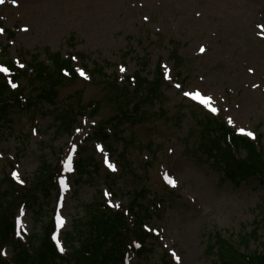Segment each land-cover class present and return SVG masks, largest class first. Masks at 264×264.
Returning a JSON list of instances; mask_svg holds the SVG:
<instances>
[{
	"label": "rangeland",
	"instance_id": "rangeland-1",
	"mask_svg": "<svg viewBox=\"0 0 264 264\" xmlns=\"http://www.w3.org/2000/svg\"><path fill=\"white\" fill-rule=\"evenodd\" d=\"M258 26H264V0H4L0 46L7 49L1 60L28 61L27 53L45 60L48 52L81 61L75 62L76 78L56 86L53 102L40 101L38 85L28 79L13 88L0 72L5 104L0 192L7 188L1 184L5 176L27 187L7 200L13 199L16 216L20 200L27 198L17 216L23 224L16 227L19 239L40 232L59 211L65 223L56 226V236L64 248L75 222L89 216L85 206L94 204L101 214L135 200L154 237L147 241L151 252L127 264H159L163 258L171 264H214L215 257L205 252L217 231L235 239L239 232L260 229L250 247L261 244L264 183L249 179L233 185L224 179L209 155L211 137L205 132L218 118L237 131L264 136V27ZM159 63L162 84L141 96L135 79L153 83ZM82 66L89 73L98 66L102 74L89 76ZM16 89L28 100L25 107L12 106ZM194 91L210 96L217 112L183 95ZM100 130L108 135L103 144L96 137ZM72 144L73 167H87L84 177L63 167ZM43 164L67 188L35 180ZM9 254L8 248L1 251L0 264H9Z\"/></svg>",
	"mask_w": 264,
	"mask_h": 264
},
{
	"label": "trees",
	"instance_id": "trees-1",
	"mask_svg": "<svg viewBox=\"0 0 264 264\" xmlns=\"http://www.w3.org/2000/svg\"><path fill=\"white\" fill-rule=\"evenodd\" d=\"M8 66H11L10 61ZM27 71L29 73L25 71L19 75L29 77L30 84L38 85L40 101L53 102L56 97V86L66 78L63 71L68 72L70 79L75 78L71 61L61 58L59 54L48 55L46 63L39 61L36 56L31 57ZM101 74L100 69H95L92 72L94 76ZM17 78L15 79L17 80ZM137 87L138 90L141 89V82ZM16 99L14 98V101ZM4 105L3 101H0V113L3 112ZM13 106L18 107V103L13 104ZM2 117L3 115H0V120ZM64 127L66 128L65 125ZM67 127H69L66 129L70 134L72 124L67 123ZM210 132L222 135L220 139L214 142V145H211L212 147L208 152L224 178L233 185H239L251 178H257L264 182V151L262 147L258 148L254 143L235 136L221 122L213 121ZM100 136L104 139L107 137L102 132ZM238 154H242L243 157L238 158ZM49 172L51 173L48 166L40 165L35 180L46 179V181H50L51 176L47 175ZM80 173H86L84 168L80 170ZM45 182L42 181L41 184ZM1 184H6L7 188L5 192H0V246L5 243L14 244L13 240L10 239L13 226L8 220L13 199L11 204L7 200L11 195L14 197L13 194H18L16 187L7 178L2 180ZM41 184L39 185L41 186ZM133 206L134 203L131 204L130 211H132ZM94 210V204L85 206V216H89L82 224L77 222L73 236L72 234L66 235L68 244L76 241L77 246L76 248L71 247L65 258L60 257L55 251L49 240L48 228L44 226L42 232L32 238L30 247L33 253L28 254L21 246H18V251L12 250L14 264H123V259L127 254L132 252H138V255L145 253L146 250L143 245L148 238L147 234L140 231H130L126 218L119 212L98 214V209ZM92 212L94 213L92 214ZM136 218L139 219L138 216ZM35 239L38 241L37 245H34ZM237 239V242H232L220 234H215L211 237L206 254L215 257L216 262L214 264H264V243L259 249L253 251L249 249V243L252 240H257L256 231L251 234H242ZM134 240L142 245L139 251L133 247ZM160 264H168V262L162 260Z\"/></svg>",
	"mask_w": 264,
	"mask_h": 264
},
{
	"label": "snow or ice",
	"instance_id": "snow-or-ice-1",
	"mask_svg": "<svg viewBox=\"0 0 264 264\" xmlns=\"http://www.w3.org/2000/svg\"><path fill=\"white\" fill-rule=\"evenodd\" d=\"M12 2L15 3V0H12ZM3 3H4V0H0V4H3ZM145 19H147V18H145ZM258 27H264V26H258ZM200 51L203 52V51H204V48L201 47ZM21 67H23V65H21ZM8 71H9L8 68L3 67V66H0V72H2V73H8ZM80 75H81V76H84L85 78H87V77L85 76V73H84L82 70L80 71ZM10 83H11V82H10ZM11 86H12L13 88L17 87V85L14 84V83H13ZM175 87H176L177 89H179V88H181V85H180V84H176ZM183 95L186 96V97H190L192 100H196V101H198L200 104H202V105L205 106L206 108H209V110H210L211 112H213V113H216V112H217V109H216L215 107H211V104H212V98H211L210 96L203 95V94H201L200 91L184 92ZM228 123H229V124H232V123H233V121L231 120V118H229ZM77 131H80V130L77 129ZM238 131H239L240 133L244 134V135L249 136V137H254V134H253L251 131H246L244 128H239ZM97 148L100 149V146L97 145ZM75 150H76V145H75V144H72V145H71V148H70V151H69V153H68L66 159L63 161V167H64V169H65L66 171H68V172H71V171L73 170V153L75 152ZM100 150L102 151V149H100ZM105 163L107 164V166H108L109 168H111L112 170H115L114 165L108 163V158H107V157H105ZM12 175H13V177L18 178L16 172H13ZM165 179H166V182H167L169 185H171V186H173V187L176 186V181H175L173 178L169 177L167 174L165 175ZM21 183H22V181H21ZM59 184H60L63 188H67V184H66V182H65L64 179H60ZM105 195H108V193H105ZM109 203H110V205H111V201H109ZM113 206L118 208V207H119V204H116V205H113ZM54 219H55V223H56L57 228L63 226L64 223H65V221H64V219H63V217H62V215H61V213H60L59 211L56 212ZM17 224H18L21 228L23 227V224L21 223L19 217L17 218ZM146 227H147V226H146ZM18 234H19V233H18ZM52 239H53L54 241H56V243H57V247L59 248V250H60L61 252H63L64 249L60 246L59 240L57 239V236H56L55 233L52 235ZM136 246L139 247L140 245L137 244ZM173 255L175 256V253H173ZM177 260H179L178 257H177Z\"/></svg>",
	"mask_w": 264,
	"mask_h": 264
}]
</instances>
